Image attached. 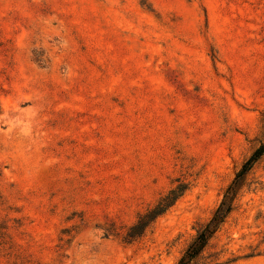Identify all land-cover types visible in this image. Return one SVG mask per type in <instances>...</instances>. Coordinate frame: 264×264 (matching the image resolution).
Returning <instances> with one entry per match:
<instances>
[{
  "label": "rangeland",
  "instance_id": "obj_1",
  "mask_svg": "<svg viewBox=\"0 0 264 264\" xmlns=\"http://www.w3.org/2000/svg\"><path fill=\"white\" fill-rule=\"evenodd\" d=\"M262 142L264 0H0V264H176ZM205 255L264 264V155Z\"/></svg>",
  "mask_w": 264,
  "mask_h": 264
},
{
  "label": "trees",
  "instance_id": "obj_2",
  "mask_svg": "<svg viewBox=\"0 0 264 264\" xmlns=\"http://www.w3.org/2000/svg\"><path fill=\"white\" fill-rule=\"evenodd\" d=\"M263 155L264 142L243 162L241 168L235 174L234 179L224 190L222 198L210 218L197 226L194 236L183 250L176 264H207L205 255L207 249L235 209L251 169ZM186 190L187 186L181 183L177 187L170 189L166 194L160 196L153 206L139 214L137 221L128 228L124 239L130 242L142 237L146 230L159 217L164 215Z\"/></svg>",
  "mask_w": 264,
  "mask_h": 264
}]
</instances>
